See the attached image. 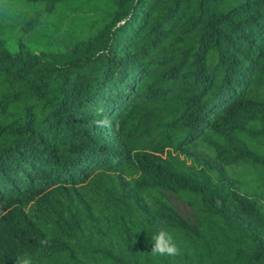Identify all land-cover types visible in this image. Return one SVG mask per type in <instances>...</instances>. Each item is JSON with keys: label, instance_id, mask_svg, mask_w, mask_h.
Listing matches in <instances>:
<instances>
[{"label": "trees", "instance_id": "trees-1", "mask_svg": "<svg viewBox=\"0 0 264 264\" xmlns=\"http://www.w3.org/2000/svg\"><path fill=\"white\" fill-rule=\"evenodd\" d=\"M25 253L264 264V0H0V264Z\"/></svg>", "mask_w": 264, "mask_h": 264}, {"label": "clouds", "instance_id": "clouds-1", "mask_svg": "<svg viewBox=\"0 0 264 264\" xmlns=\"http://www.w3.org/2000/svg\"><path fill=\"white\" fill-rule=\"evenodd\" d=\"M97 126H102L100 122H97ZM51 234H45V236L38 240L39 245L46 246L52 239ZM150 250L149 252L153 256L159 257H172L180 254V248L177 245L174 235L167 230H160L159 232L151 235L150 237ZM14 264H34L30 254L25 253L15 258Z\"/></svg>", "mask_w": 264, "mask_h": 264}, {"label": "rangeland", "instance_id": "rangeland-1", "mask_svg": "<svg viewBox=\"0 0 264 264\" xmlns=\"http://www.w3.org/2000/svg\"><path fill=\"white\" fill-rule=\"evenodd\" d=\"M187 149L189 150V151H193L194 149L193 148H191V147H187ZM204 156V155H203ZM205 158H208L207 156H204Z\"/></svg>", "mask_w": 264, "mask_h": 264}]
</instances>
